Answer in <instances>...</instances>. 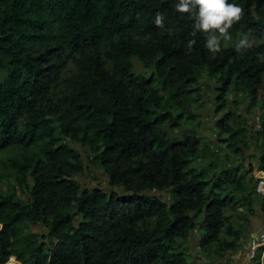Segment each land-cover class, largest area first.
<instances>
[{
	"label": "trees",
	"instance_id": "16d2710c",
	"mask_svg": "<svg viewBox=\"0 0 264 264\" xmlns=\"http://www.w3.org/2000/svg\"><path fill=\"white\" fill-rule=\"evenodd\" d=\"M176 2L0 0V264H193L192 231L198 264H233L264 212V0H229L244 15L215 55ZM208 89L217 147L196 128Z\"/></svg>",
	"mask_w": 264,
	"mask_h": 264
},
{
	"label": "clouds",
	"instance_id": "9594fccd",
	"mask_svg": "<svg viewBox=\"0 0 264 264\" xmlns=\"http://www.w3.org/2000/svg\"><path fill=\"white\" fill-rule=\"evenodd\" d=\"M175 9L179 13L190 15L194 21L191 36L196 37L197 33H203L205 36L204 46L213 55L221 51L222 42L227 46L228 42L232 41L233 38L229 30L244 15V9L239 4L230 3L229 0H177ZM163 20V15L157 13L156 26L162 28ZM195 44L196 40L190 39L187 47L191 49ZM253 44L254 40H251L248 34H241L235 41L234 47L239 53L252 48ZM12 259L9 257L6 263L19 264L14 258Z\"/></svg>",
	"mask_w": 264,
	"mask_h": 264
},
{
	"label": "rangeland",
	"instance_id": "374dc122",
	"mask_svg": "<svg viewBox=\"0 0 264 264\" xmlns=\"http://www.w3.org/2000/svg\"><path fill=\"white\" fill-rule=\"evenodd\" d=\"M133 66H134V69L136 71L142 70L141 65L135 59L133 60ZM5 73H6L5 70L2 71L0 73V76H3ZM213 96H214V94L212 93V91L210 89L206 90L205 94H203V98H202V101H201L202 102V107L199 109V114H198V118L201 121H203V126L202 127L200 126L198 128L197 127V123H196V128H197L198 131L199 130L202 131L200 133L201 134L203 133V136L207 135L209 137L210 145L212 147H217L218 143L216 142L217 141V139H216L217 137H215V133L212 130H211V132H212L211 133L210 131L206 130V128H205V127H207L210 124V121L213 120L212 107H211V100H212ZM258 112L259 111L257 110V108H252L251 111L249 112V115H248V122L251 125L252 131H255V130L259 129V126L256 124L257 120H258ZM183 122H184V124L182 125V128L191 125V122L186 120V119H184ZM177 130L179 131V128H177ZM221 146H223V145L221 144ZM250 146H251V144H250ZM81 152H82V150H81ZM256 152H257L256 150L253 151V149L250 148V149H248V151H245L244 153L247 156L246 158L249 159L250 158L249 156H251L250 153L253 154V153H256ZM82 157H83V160L85 161V153H82ZM247 159H242V160L236 159L235 162L238 163L239 161L240 162L244 161V164H246V160ZM252 164H255V160L252 161ZM89 168L93 170L92 173L88 172V170H85L82 175L77 177L78 181L80 182V184L82 186H86V187L99 186L104 191H108L109 187L106 184L105 177L99 171V169L92 168V167H89ZM253 190H254V188H253ZM159 195L163 198L161 193ZM21 197H24V196L22 195ZM30 228L32 230L36 229V230H38L39 232H42V233L44 232V228H43V226L41 224H37L35 226L31 225ZM196 232L200 233L199 230H196ZM196 241H197V236H195L194 239H190L189 238L188 241H187V245H188L187 255L192 260L193 264H198L201 261V259H202L201 257L203 256L202 253L199 252V250H198ZM250 261H248L247 264H251ZM229 262H230V257H229Z\"/></svg>",
	"mask_w": 264,
	"mask_h": 264
},
{
	"label": "crops",
	"instance_id": "0c3cea01",
	"mask_svg": "<svg viewBox=\"0 0 264 264\" xmlns=\"http://www.w3.org/2000/svg\"><path fill=\"white\" fill-rule=\"evenodd\" d=\"M256 151H257L256 152L257 157L251 159V162L255 160V164H257V158L259 155V151L258 150ZM254 208H255V212L254 215L250 217V222L249 225L247 226V231L245 232L244 236H242L240 239L241 245L239 249L231 256L232 258L230 257V260L233 262V264H247L248 261L250 260H251L250 261L251 264H253L254 259L250 258L248 254L249 240L254 236H260V238H262L264 242V212H261L258 209V204H255ZM195 236H197L198 239V234L195 233V231L190 232L187 241L189 238L194 239ZM262 246H264V244Z\"/></svg>",
	"mask_w": 264,
	"mask_h": 264
},
{
	"label": "built area",
	"instance_id": "2783aa9c",
	"mask_svg": "<svg viewBox=\"0 0 264 264\" xmlns=\"http://www.w3.org/2000/svg\"><path fill=\"white\" fill-rule=\"evenodd\" d=\"M254 192L256 194H264V176H261L257 179L254 185ZM264 242L260 236H254L249 240L248 254L250 258L255 256V252L260 245H263Z\"/></svg>",
	"mask_w": 264,
	"mask_h": 264
}]
</instances>
